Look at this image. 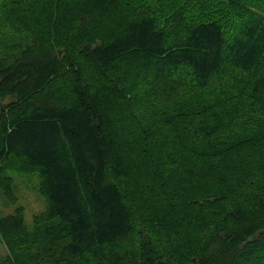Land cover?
I'll return each mask as SVG.
<instances>
[{
	"label": "trees",
	"instance_id": "16d2710c",
	"mask_svg": "<svg viewBox=\"0 0 264 264\" xmlns=\"http://www.w3.org/2000/svg\"><path fill=\"white\" fill-rule=\"evenodd\" d=\"M0 191V264H264V0L1 1Z\"/></svg>",
	"mask_w": 264,
	"mask_h": 264
},
{
	"label": "rangeland",
	"instance_id": "374dc122",
	"mask_svg": "<svg viewBox=\"0 0 264 264\" xmlns=\"http://www.w3.org/2000/svg\"><path fill=\"white\" fill-rule=\"evenodd\" d=\"M3 0H0V2ZM14 177L15 194L17 204L24 207V216L26 222L31 225L35 214L44 211L47 202L44 195L39 191L40 179L37 174L30 173H12ZM16 204L0 191V218L14 212ZM10 254L7 244L0 238V258Z\"/></svg>",
	"mask_w": 264,
	"mask_h": 264
}]
</instances>
